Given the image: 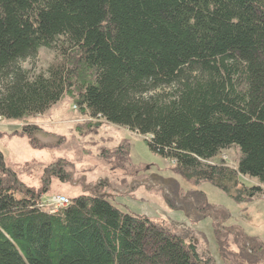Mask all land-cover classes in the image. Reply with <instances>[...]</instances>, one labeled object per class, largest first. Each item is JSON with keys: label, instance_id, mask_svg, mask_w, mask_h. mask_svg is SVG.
Masks as SVG:
<instances>
[{"label": "trees", "instance_id": "trees-1", "mask_svg": "<svg viewBox=\"0 0 264 264\" xmlns=\"http://www.w3.org/2000/svg\"><path fill=\"white\" fill-rule=\"evenodd\" d=\"M41 48L59 58L29 76L20 62ZM65 96L81 116L143 137L192 186L207 182L236 203L262 197L264 0H0V118L43 114ZM39 130L22 127L31 143ZM228 149L235 167L210 162ZM45 171L30 189L0 152V264H264V242L224 227L229 211L200 190L178 189L189 223L174 233L100 192L44 211L50 176L70 177L61 158ZM205 218L218 259L203 233L201 250L193 238Z\"/></svg>", "mask_w": 264, "mask_h": 264}, {"label": "rangeland", "instance_id": "rangeland-1", "mask_svg": "<svg viewBox=\"0 0 264 264\" xmlns=\"http://www.w3.org/2000/svg\"><path fill=\"white\" fill-rule=\"evenodd\" d=\"M58 58L55 48H41L34 59L20 62V66L29 76H34L45 72ZM83 121L85 125L81 123ZM94 122H98L94 128L87 125ZM24 125L40 128L31 133L32 143L22 131ZM118 147L122 149L116 153ZM0 152L5 166L15 173L17 180L33 190L39 188L46 166L61 158L63 169L70 177L68 181L60 182L50 176L48 192L41 193L43 200L56 194L69 197L100 192L120 211L181 233L179 229L187 227L189 221L177 191L200 190L208 203L229 211L230 217L224 227L236 226L245 236L257 237L264 242L263 197L236 203L207 182L192 186L170 171L171 163L167 159L149 151L143 137L102 119L81 116L67 96L40 115L21 120L0 118ZM236 155L233 149L224 150L210 162L222 160L235 167ZM241 182L254 185L255 180L241 177ZM192 228L198 231H193V238L200 240L203 233L207 248L216 256V246L210 241L213 221L205 218ZM196 246L201 250L203 240L196 241ZM230 248L234 250L235 247L230 245Z\"/></svg>", "mask_w": 264, "mask_h": 264}, {"label": "built area", "instance_id": "built-area-1", "mask_svg": "<svg viewBox=\"0 0 264 264\" xmlns=\"http://www.w3.org/2000/svg\"><path fill=\"white\" fill-rule=\"evenodd\" d=\"M264 198V193L262 195ZM69 204V199L64 195H50L47 196L44 200L41 199V201L37 204L38 208L47 211L49 213L56 212L59 208L65 207Z\"/></svg>", "mask_w": 264, "mask_h": 264}]
</instances>
